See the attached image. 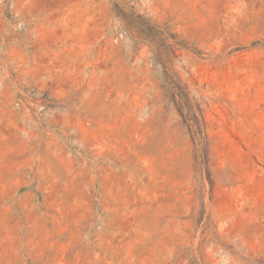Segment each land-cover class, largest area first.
Masks as SVG:
<instances>
[{
    "label": "rangeland",
    "instance_id": "obj_1",
    "mask_svg": "<svg viewBox=\"0 0 264 264\" xmlns=\"http://www.w3.org/2000/svg\"><path fill=\"white\" fill-rule=\"evenodd\" d=\"M0 264H264V0H0Z\"/></svg>",
    "mask_w": 264,
    "mask_h": 264
},
{
    "label": "trees",
    "instance_id": "obj_2",
    "mask_svg": "<svg viewBox=\"0 0 264 264\" xmlns=\"http://www.w3.org/2000/svg\"><path fill=\"white\" fill-rule=\"evenodd\" d=\"M165 77L163 84L165 91L185 122L195 148L198 149L204 143L200 112L194 109L185 87L179 84L173 76L168 74Z\"/></svg>",
    "mask_w": 264,
    "mask_h": 264
}]
</instances>
